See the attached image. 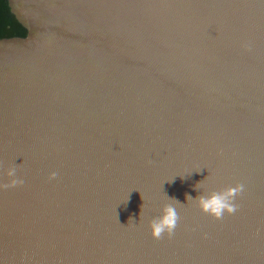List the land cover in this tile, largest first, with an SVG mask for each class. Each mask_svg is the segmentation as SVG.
<instances>
[{"label":"water","instance_id":"water-1","mask_svg":"<svg viewBox=\"0 0 264 264\" xmlns=\"http://www.w3.org/2000/svg\"><path fill=\"white\" fill-rule=\"evenodd\" d=\"M5 3L0 264H264V0Z\"/></svg>","mask_w":264,"mask_h":264},{"label":"clouds","instance_id":"clouds-1","mask_svg":"<svg viewBox=\"0 0 264 264\" xmlns=\"http://www.w3.org/2000/svg\"><path fill=\"white\" fill-rule=\"evenodd\" d=\"M9 176L13 173L9 172ZM56 173L50 175V179L54 178ZM20 179L9 180L6 184H0V188L15 187L22 184ZM242 184L228 187L220 193H213L210 196H200L197 198L199 208L202 212L207 213L215 219H221L225 213L231 215L237 211V205L234 203L235 198L243 191ZM191 199L190 197H188ZM178 213L173 204H165L161 209V214L157 218H153L149 222L151 236L154 239H160L162 235H172L178 222Z\"/></svg>","mask_w":264,"mask_h":264},{"label":"trees","instance_id":"trees-1","mask_svg":"<svg viewBox=\"0 0 264 264\" xmlns=\"http://www.w3.org/2000/svg\"><path fill=\"white\" fill-rule=\"evenodd\" d=\"M24 31L10 16L5 0H0V38L11 35H23Z\"/></svg>","mask_w":264,"mask_h":264}]
</instances>
